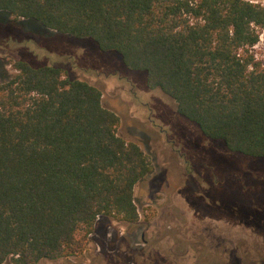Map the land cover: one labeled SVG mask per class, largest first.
I'll list each match as a JSON object with an SVG mask.
<instances>
[{"label": "trees", "instance_id": "trees-1", "mask_svg": "<svg viewBox=\"0 0 264 264\" xmlns=\"http://www.w3.org/2000/svg\"><path fill=\"white\" fill-rule=\"evenodd\" d=\"M0 14L119 54L207 138L264 158V66L251 52L264 4L0 0ZM13 68L0 82V264L81 255L101 216L137 224L134 190L152 163L119 134L101 90L57 66L16 60ZM237 249L227 263L247 264Z\"/></svg>", "mask_w": 264, "mask_h": 264}, {"label": "rangeland", "instance_id": "rangeland-1", "mask_svg": "<svg viewBox=\"0 0 264 264\" xmlns=\"http://www.w3.org/2000/svg\"><path fill=\"white\" fill-rule=\"evenodd\" d=\"M16 60L57 66L98 87L103 105L120 117L119 134L138 143L152 163L134 190L137 224L101 216L83 254L38 264H228L237 247L247 264L260 262L264 158L207 138L119 54L0 14V82L16 73Z\"/></svg>", "mask_w": 264, "mask_h": 264}, {"label": "built area", "instance_id": "built-area-1", "mask_svg": "<svg viewBox=\"0 0 264 264\" xmlns=\"http://www.w3.org/2000/svg\"><path fill=\"white\" fill-rule=\"evenodd\" d=\"M251 52L264 66V29L261 30L259 41L251 48Z\"/></svg>", "mask_w": 264, "mask_h": 264}, {"label": "flooded vegetation", "instance_id": "flooded-vegetation-1", "mask_svg": "<svg viewBox=\"0 0 264 264\" xmlns=\"http://www.w3.org/2000/svg\"><path fill=\"white\" fill-rule=\"evenodd\" d=\"M8 264H11L10 262Z\"/></svg>", "mask_w": 264, "mask_h": 264}]
</instances>
